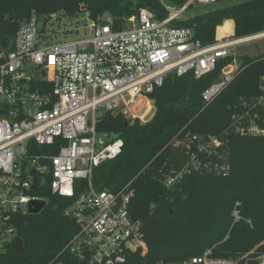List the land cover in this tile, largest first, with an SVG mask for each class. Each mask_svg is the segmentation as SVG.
Here are the masks:
<instances>
[{
	"label": "built area",
	"instance_id": "obj_1",
	"mask_svg": "<svg viewBox=\"0 0 264 264\" xmlns=\"http://www.w3.org/2000/svg\"><path fill=\"white\" fill-rule=\"evenodd\" d=\"M159 1L165 18L140 8L118 27L105 15L93 19L87 13L69 17L32 12L20 24L11 51L0 52V253L14 242V223L29 214V203L47 202L33 194L40 187L66 198H74L75 187L78 190L65 211L78 228L66 248L74 264H123L131 252L145 248L142 224L128 212L130 183L117 192L97 190L92 184L93 170L123 148L118 136L109 133L106 138L107 133L97 131L99 119L111 113L145 124L155 111L149 96L168 75L199 79L212 72L219 59L232 57L219 79L201 93L208 105L238 70L234 50L264 39V31L238 39L226 34L204 46L191 29L172 24L190 6L208 7L216 0H187L179 8ZM228 135L264 137V77L256 97L240 99V109L224 133L182 141L187 162L167 174L163 185L171 188L191 174L226 177ZM240 208L235 202L231 226L244 222L251 227ZM156 264H264V240L235 258L216 257L210 248L179 262Z\"/></svg>",
	"mask_w": 264,
	"mask_h": 264
},
{
	"label": "trees",
	"instance_id": "obj_2",
	"mask_svg": "<svg viewBox=\"0 0 264 264\" xmlns=\"http://www.w3.org/2000/svg\"><path fill=\"white\" fill-rule=\"evenodd\" d=\"M162 1L179 8L187 0ZM230 1L190 6L172 25L191 29L204 46L215 42L216 29L224 20L232 21L235 39L264 31V0ZM140 8L150 10L158 19L167 16L159 0H0V52L11 51L20 24L32 12L39 16L63 12L69 17L87 13L93 19L105 15L118 27ZM232 61V57L219 59L215 69L199 79L168 75L149 96L155 111L145 124L136 120L130 125L131 121L111 113L99 119L97 131L118 136L123 148L114 159L93 170L92 184L97 190L117 192L130 183L133 197L128 212L142 224L146 245L145 252H131L123 264L179 262L210 248L216 257L235 258L264 240V137H225L230 158L226 177L191 174L171 188L162 183L167 174L187 162L184 139L221 135L231 116L239 111L240 99L258 95L264 77V52L237 56L239 66L233 80L211 103H203L201 93ZM190 78L192 93L187 95ZM33 194L46 200V206L38 214L17 217L14 228L16 237L23 241L22 251L16 253L7 245L0 253V264H74L66 248L78 228L65 211L78 190L75 187L74 198L51 194L48 187H40ZM235 202L240 203L241 216L250 220L251 227L244 222L231 226Z\"/></svg>",
	"mask_w": 264,
	"mask_h": 264
},
{
	"label": "water",
	"instance_id": "obj_3",
	"mask_svg": "<svg viewBox=\"0 0 264 264\" xmlns=\"http://www.w3.org/2000/svg\"><path fill=\"white\" fill-rule=\"evenodd\" d=\"M192 87H193V79L190 78L188 81V87H187V95H191L192 93ZM134 122H131L130 125H133ZM106 138L110 137V134L107 133L105 135ZM37 179L34 180V185H33V189H35L37 187ZM46 206V203L44 201H33L29 203V210L28 213L29 214H38L44 207ZM11 248L13 249V251H15L16 253H20L22 251L23 248V241L16 237L14 239V242L11 244Z\"/></svg>",
	"mask_w": 264,
	"mask_h": 264
},
{
	"label": "rangeland",
	"instance_id": "obj_4",
	"mask_svg": "<svg viewBox=\"0 0 264 264\" xmlns=\"http://www.w3.org/2000/svg\"><path fill=\"white\" fill-rule=\"evenodd\" d=\"M245 1H248V0H231L230 4H236V3L245 2ZM226 3H228V2H225L223 4H226ZM225 25L227 26V24H225ZM234 52H235L236 56H239L242 54H248V55L261 54L262 52H264V39L256 41V42H252L250 44L238 46L234 50ZM237 65H238V62H237ZM149 118H150V115L147 117V119H149ZM142 250L145 252L146 246H145V248H142Z\"/></svg>",
	"mask_w": 264,
	"mask_h": 264
},
{
	"label": "bare ground",
	"instance_id": "obj_5",
	"mask_svg": "<svg viewBox=\"0 0 264 264\" xmlns=\"http://www.w3.org/2000/svg\"><path fill=\"white\" fill-rule=\"evenodd\" d=\"M226 25H224L223 27H221L218 32H217V37L221 38L222 36L226 35L228 33V28L230 26V23H226Z\"/></svg>",
	"mask_w": 264,
	"mask_h": 264
},
{
	"label": "crops",
	"instance_id": "obj_6",
	"mask_svg": "<svg viewBox=\"0 0 264 264\" xmlns=\"http://www.w3.org/2000/svg\"><path fill=\"white\" fill-rule=\"evenodd\" d=\"M224 22H226V23H230V26H229V28H228V33H227V34L232 35V32H233V23H232V21H230V20H224V21L221 23L220 26H222V24H223ZM220 26H218L217 29H218ZM217 29H216L215 39H218V37H217ZM134 122H135V121H134Z\"/></svg>",
	"mask_w": 264,
	"mask_h": 264
}]
</instances>
